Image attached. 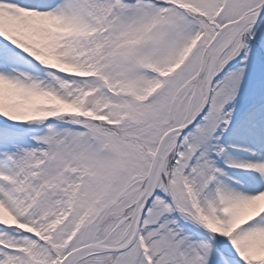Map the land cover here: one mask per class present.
<instances>
[{"label":"snow or ice","instance_id":"1","mask_svg":"<svg viewBox=\"0 0 264 264\" xmlns=\"http://www.w3.org/2000/svg\"><path fill=\"white\" fill-rule=\"evenodd\" d=\"M0 264H264V0H0Z\"/></svg>","mask_w":264,"mask_h":264}]
</instances>
